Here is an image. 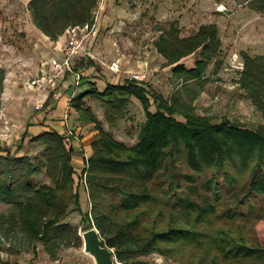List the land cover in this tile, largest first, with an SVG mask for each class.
Masks as SVG:
<instances>
[{"label":"trees","instance_id":"obj_1","mask_svg":"<svg viewBox=\"0 0 264 264\" xmlns=\"http://www.w3.org/2000/svg\"><path fill=\"white\" fill-rule=\"evenodd\" d=\"M98 2L29 0L28 9L34 25L56 41L72 27L92 25ZM250 2L264 9V0ZM156 46L182 85L203 88L221 39L213 23L187 36L171 23ZM197 51L194 66L181 61ZM242 59L237 82L264 114V54L243 52ZM85 82L88 87L72 97V112L87 115L98 132L81 169L87 171L91 207L82 217L89 221L91 215L117 260L158 264L145 258L157 253L174 264H264V245L255 229L264 219V125L248 128L182 112L178 97L165 98L135 78L102 90L96 80ZM87 97L102 101L109 119L123 115L137 99L146 117L138 141L127 145L105 130L85 105ZM178 112L184 121L175 116ZM31 140L44 143L38 155L32 157L22 145L0 154V203L9 206L0 213V228L41 242L55 259L61 245L82 246L78 227L68 221L73 211H82L75 186L80 173L66 129L43 131ZM42 173L50 182L35 180ZM0 264L15 263L0 257Z\"/></svg>","mask_w":264,"mask_h":264},{"label":"rangeland","instance_id":"obj_2","mask_svg":"<svg viewBox=\"0 0 264 264\" xmlns=\"http://www.w3.org/2000/svg\"><path fill=\"white\" fill-rule=\"evenodd\" d=\"M250 1L99 0L92 25L84 31H78V37H83L91 56L75 60V71L81 73V85L75 87L73 83L72 89L68 91L75 95L85 90L88 84L82 83L86 78L96 80L101 90L108 83H121L127 78H135L165 98L171 100L174 96L178 97V107L182 112L210 116L215 121L228 119L248 128L264 125V114L257 109L247 92L237 82L243 67L242 53L264 54V9L252 6ZM28 2L29 0H0V77L4 78L0 91V108L2 97H5L4 80H21L22 83L32 81L41 76V67H47L49 59L57 54V44L51 46L48 41L50 38L34 25ZM171 23H177L182 36L196 32L202 24L213 23L218 27L221 49L215 58L216 65L213 60L208 67L206 76L210 80L203 88H198L193 82L182 85L185 82L173 74V66L165 63L166 59L157 49V39L163 29L170 28ZM70 34V31L65 32V41ZM60 45L58 51L62 55V41ZM198 56L197 51L181 61L189 67L194 66ZM81 61L84 62L83 65ZM90 61H93L94 65L88 67L86 64ZM59 78H55L56 81ZM67 78L69 79V75ZM56 84L48 83L45 87L36 85L38 87L33 88L37 98L35 105L31 107L33 115H30V118L39 113L46 118L43 114L47 113L45 109L55 98L54 93L62 90V82H58L59 87ZM44 97H47L46 104L43 103ZM37 105L40 107L37 108ZM85 105L90 107L93 116L116 139L127 145L138 141L139 127L146 117L137 99L132 98L123 115H113L110 119L102 101L87 97ZM151 109L155 110L154 103ZM175 116L179 120H185L181 112ZM70 119L73 124L69 125L76 129L78 138L82 137L85 127L80 130L78 126L85 123L91 125L94 139L97 137L98 131L94 123L83 112L77 118ZM28 121L31 119L28 118ZM2 123L6 125L7 122L3 120ZM5 129L7 128L4 127ZM86 129L88 130V127ZM15 145H19V141H15L13 146ZM21 145L23 151L32 157L44 149V143L31 139ZM85 155L90 156L86 153ZM35 180L50 182L45 173L35 176ZM81 183L78 174L75 186L79 192L82 211H73L68 217V221L77 226L79 232L94 224L91 215L88 216L89 221L82 217L91 207L86 188ZM8 207L0 203V213L6 212ZM255 229L260 243L264 245V219L256 224ZM0 257L15 264H21V261L32 264V260L38 264H93V260L83 252L82 246L61 245L55 251V259H52L41 242L29 241V238L19 231L7 233L2 228ZM145 258L158 264H174L157 253Z\"/></svg>","mask_w":264,"mask_h":264},{"label":"crops","instance_id":"obj_3","mask_svg":"<svg viewBox=\"0 0 264 264\" xmlns=\"http://www.w3.org/2000/svg\"><path fill=\"white\" fill-rule=\"evenodd\" d=\"M60 39L56 41L48 39L51 46H55L57 44L55 46L56 50L54 49L57 54L49 59L47 67H41V76H46L50 71L51 61L53 58H61V53H59L58 50L60 49L59 45L61 41L63 44L65 42V33L60 37ZM67 75H69V79L67 78ZM59 81L62 82L64 87L61 86L62 90L54 93L55 98L47 106L48 108L45 109L47 113H42L46 116V118H44L40 113L35 117L30 118V115H33V112H31V107L35 105V100L37 98L36 92L30 84V81H25L24 83H22L21 80H12L11 82L8 80H4L5 97H2L3 103L2 108H0V154L6 153L7 148H11L14 152V150L17 149V147H19L21 143L25 144L28 139H32L43 131H48L51 129L63 131L66 129L67 125L70 127L69 124H73L70 118H77L78 115H82V112L81 114L72 112L73 108H71L69 102V98L74 94L73 92L70 93L68 91L73 87L72 84L74 83V76L72 74L66 73L64 75H61L60 78L55 81V84H58ZM42 84L39 83L40 87L42 86ZM59 84L57 85L58 87ZM9 92L11 93L10 95ZM44 98L45 99L43 103L46 104L47 97ZM28 118L31 119V121H28ZM3 120L9 124L6 123V125H4V123H2ZM13 124L15 126H12ZM83 126H85L86 128L88 127V130L84 127V131L82 132V137L80 138V140H72V146L74 150L72 163L77 172L83 168V157L85 153L90 155L92 154L91 143L94 140L93 130H90V128H92L90 127L91 125L85 123L82 126H78V128L81 130ZM4 127L7 128L5 129L7 131L4 130ZM3 130L4 132H2ZM15 141H19V145L13 146L15 144ZM32 261L34 264H38L37 262H35V260ZM21 264H28V262L23 263L21 261Z\"/></svg>","mask_w":264,"mask_h":264},{"label":"built area","instance_id":"obj_4","mask_svg":"<svg viewBox=\"0 0 264 264\" xmlns=\"http://www.w3.org/2000/svg\"><path fill=\"white\" fill-rule=\"evenodd\" d=\"M88 28V25H85L83 27L75 26L68 29L67 31H70L71 34L69 35V38L66 39L64 42V45L61 48V58H53L51 61V68L50 71L47 73V75H42L36 79H33L30 81V84L33 88L37 87L36 85H39V83H43L42 87H45L48 83H54L56 81L55 78L60 77L61 75H64L66 73H71L74 76V85L75 87L80 85L81 82V73L75 71V60L78 58H82L85 56H91L89 50L86 48L84 44L83 37H78V31H84ZM140 78V77H136ZM73 95L69 98V102L72 101ZM40 105H37V108H39ZM66 131L70 137H73L75 140H78V133L76 130H74L72 127H69L67 125ZM73 140V139H72ZM86 156V155H85ZM84 156V166L87 167V160L88 157ZM86 169V168H85ZM82 171V170H81ZM79 176L81 177V184H83L86 188L87 197L89 198L88 193V181H87V171L84 170V172H81ZM89 200V199H88ZM121 264V263H120Z\"/></svg>","mask_w":264,"mask_h":264},{"label":"water","instance_id":"obj_5","mask_svg":"<svg viewBox=\"0 0 264 264\" xmlns=\"http://www.w3.org/2000/svg\"><path fill=\"white\" fill-rule=\"evenodd\" d=\"M83 252L93 260V264H120L112 248L104 243V239L94 224L80 232Z\"/></svg>","mask_w":264,"mask_h":264}]
</instances>
